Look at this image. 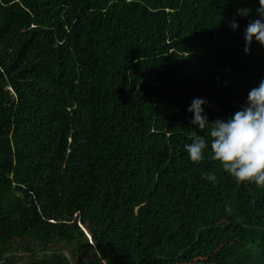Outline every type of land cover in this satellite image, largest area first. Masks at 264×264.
<instances>
[{
  "label": "trees",
  "instance_id": "1",
  "mask_svg": "<svg viewBox=\"0 0 264 264\" xmlns=\"http://www.w3.org/2000/svg\"><path fill=\"white\" fill-rule=\"evenodd\" d=\"M258 8L0 0V264H264V188L184 149L264 80Z\"/></svg>",
  "mask_w": 264,
  "mask_h": 264
},
{
  "label": "clouds",
  "instance_id": "2",
  "mask_svg": "<svg viewBox=\"0 0 264 264\" xmlns=\"http://www.w3.org/2000/svg\"><path fill=\"white\" fill-rule=\"evenodd\" d=\"M237 14L248 16L250 10L238 9ZM257 15L259 18L251 21L244 32L245 54L250 53L253 41L264 47V0H259ZM230 27L232 30L238 28L235 20ZM206 103L204 99L195 98L187 109L193 114L192 125L209 130L207 139L195 131L191 133V142L184 145L189 159L200 163L205 151L210 150L211 159L237 183L264 188V80L249 91L246 104L227 121L216 119L209 123L203 108ZM202 178L217 182L211 172L203 173Z\"/></svg>",
  "mask_w": 264,
  "mask_h": 264
},
{
  "label": "rangeland",
  "instance_id": "3",
  "mask_svg": "<svg viewBox=\"0 0 264 264\" xmlns=\"http://www.w3.org/2000/svg\"><path fill=\"white\" fill-rule=\"evenodd\" d=\"M55 248H59V250L62 252V253H64L65 255H67V248H62V244H58V245H56V247ZM52 250V249H51ZM51 250H49V251H51ZM40 255L42 254V251H40V248H37V250H36ZM46 252H48V250L46 251ZM19 256H21V254H19Z\"/></svg>",
  "mask_w": 264,
  "mask_h": 264
}]
</instances>
